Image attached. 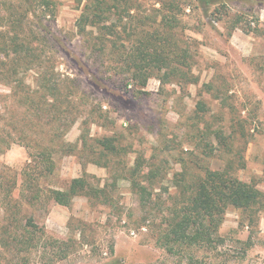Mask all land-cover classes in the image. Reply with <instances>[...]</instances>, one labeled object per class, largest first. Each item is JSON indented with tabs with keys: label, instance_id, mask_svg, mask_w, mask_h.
<instances>
[{
	"label": "rangeland",
	"instance_id": "374dc122",
	"mask_svg": "<svg viewBox=\"0 0 264 264\" xmlns=\"http://www.w3.org/2000/svg\"><path fill=\"white\" fill-rule=\"evenodd\" d=\"M169 1L122 0L129 16L105 23L121 33L106 37L119 51L134 42L131 22L152 39L159 31L177 54L165 77L142 88L102 55L109 43L96 42L98 29L81 23L86 1L0 0V133L9 142L0 143V264H264L262 214L248 228L245 214L228 209L209 250L177 249L162 236L183 200L175 180L184 162L220 170L243 157L238 177L264 193V0H174L173 12ZM42 69L61 95L38 89ZM33 129L41 147L58 132L60 148L53 173L36 181L46 192L28 206L35 151L17 134ZM222 142L232 143L229 154L217 150ZM132 168L149 178L145 193L132 189ZM77 179L103 192L65 206L48 197ZM24 228L34 233L27 246Z\"/></svg>",
	"mask_w": 264,
	"mask_h": 264
},
{
	"label": "trees",
	"instance_id": "16d2710c",
	"mask_svg": "<svg viewBox=\"0 0 264 264\" xmlns=\"http://www.w3.org/2000/svg\"><path fill=\"white\" fill-rule=\"evenodd\" d=\"M81 1V0H80ZM86 1V5L82 8L81 23L83 25H91L98 29L99 35L96 38V42H107L109 45L101 50L102 55L104 52L109 58L114 61H121V66L115 67L125 75L129 80H133L140 87H145L147 81L153 77L155 73H160L161 77H165L167 71L170 69L169 65L172 63V59L177 58V54L168 47L166 38H162L158 31V37L148 36L149 32L141 31L136 33L138 27H130L133 29L132 36L133 44L128 50L119 51L115 48V41L113 39H119L121 33L113 30L116 28V24L121 23L125 16H129L130 9L121 5L122 0H83ZM200 5L208 4V0H194ZM176 2V0H175ZM211 3V2H210ZM163 5V4H162ZM168 8L175 10L177 8L174 0H170ZM109 18L114 19V23L106 26V22ZM131 17H129L130 19ZM164 17H162V21ZM161 21V22H162ZM170 24V22H168ZM124 26L126 24H123ZM161 27V25H159ZM125 27L122 28L124 32ZM113 30V31H112ZM109 33V34H108ZM111 36L113 39L108 40L106 37ZM97 43V44H98ZM14 46V45H13ZM99 46V45H98ZM100 48H98L99 50ZM93 51V50H92ZM96 51V50H94ZM186 59V58H185ZM184 65L185 61H184ZM32 68L28 66V70ZM35 69V68H34ZM46 69L38 71L37 86L38 89L44 91V93H54L61 91L57 86L48 80L49 74L46 73ZM187 73H184V79ZM188 77V76H187ZM187 83H195L196 80L192 77L187 78ZM71 93V92H70ZM61 95V93H60ZM71 95V94H70ZM55 96V95H54ZM53 97V96H52ZM71 96H68L69 99ZM64 98V97H63ZM65 98V100L67 99ZM31 111V110H30ZM34 111V112H33ZM34 124L33 126H40L41 122L38 111H41V103H36V108H33ZM32 112L30 116L32 115ZM37 127V129H39ZM41 127V126H40ZM30 130L29 134L25 130H19L17 137L24 143L26 149L32 148L35 152L32 155L35 160L33 165L31 164L28 169L29 173H35V183H32L30 178L31 174H26L23 183V189H26V194H22L25 199V203L29 206L34 204L46 191L40 190L39 184L36 181L40 176L47 177L52 174L55 168V154L58 152L54 146L60 148V145L52 143L53 139H58V132H54L49 139L50 146L46 145L41 147L37 140L33 138L37 137L42 139L41 130ZM215 133V132H214ZM218 137L224 139V135H218ZM230 140V136H228ZM233 139V138H232ZM8 144V139L3 138L0 133V143ZM53 145V146H52ZM232 143L222 142V145L217 148L221 153H230L232 150L229 147ZM232 147V146H231ZM116 152V149L115 151ZM213 151L211 150V152ZM137 167V166H136ZM245 169V161L243 157L227 159L223 168L215 170L210 167H201L193 162H184V171L177 175L175 182L176 187L180 189L183 200L178 207L175 206L171 212H174L172 217L173 226L171 223L166 224V228L162 233L164 241L175 244L177 249L183 248L190 249L196 248L198 250H209L210 245H214L218 238L215 237L218 227L222 224L224 215L228 209H235L245 214L246 223L248 228H253L256 225V215H264V193L257 189V186L253 182H243L238 177V172ZM135 168L129 169L131 174L132 189L135 193H145L147 185L150 186L149 178L146 177L139 180ZM134 171V173H133ZM191 171L194 173L192 174ZM43 174V175H42ZM139 176V175H138ZM42 191V192H41ZM41 192V193H40ZM103 192L98 187L93 186L85 182L83 179L72 180L63 192L50 191L49 196L51 199L60 205H68L73 197L84 196L89 198H96L98 193ZM34 233L23 229L21 234V241L25 246L29 245V241H33ZM172 236V240L170 239ZM184 239V242L183 240ZM2 245L8 248L12 245L8 238L4 239ZM189 261L192 263L198 262L193 257H189Z\"/></svg>",
	"mask_w": 264,
	"mask_h": 264
}]
</instances>
